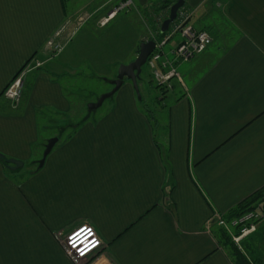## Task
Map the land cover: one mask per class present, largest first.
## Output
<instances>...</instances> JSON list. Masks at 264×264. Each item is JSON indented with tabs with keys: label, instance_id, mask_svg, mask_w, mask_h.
<instances>
[{
	"label": "crops",
	"instance_id": "crops-1",
	"mask_svg": "<svg viewBox=\"0 0 264 264\" xmlns=\"http://www.w3.org/2000/svg\"><path fill=\"white\" fill-rule=\"evenodd\" d=\"M184 3L212 41L184 66L188 86L155 119L157 133L123 83L110 109L76 122L38 169L17 175L0 163V264H73L54 234L83 224L102 240L100 264H233L211 216L264 185V0ZM65 21L60 0H0V154L22 165L42 158L38 112H70L58 76L85 61L111 73L120 60L96 63L85 47L91 34L80 43L74 29L57 57L25 74L20 100L4 99V86L30 58H45ZM249 126L254 133L239 140ZM154 141L167 150L171 176Z\"/></svg>",
	"mask_w": 264,
	"mask_h": 264
},
{
	"label": "rangeland",
	"instance_id": "rangeland-1",
	"mask_svg": "<svg viewBox=\"0 0 264 264\" xmlns=\"http://www.w3.org/2000/svg\"><path fill=\"white\" fill-rule=\"evenodd\" d=\"M122 1L124 0H65L66 21L68 20L70 22L69 24L72 26L75 25L76 30L81 27L79 33L77 34V38L80 43H82V38L86 39V36H89L86 34L87 31L91 34V36H89V40L85 44L91 58L96 63L110 60L113 56L120 57V60L116 58L112 62L111 66H109L111 68V73L105 72L99 65L96 67L91 65L92 67H89L85 61L81 62L71 75H62L61 77L58 76V81L62 84L64 95L69 100V104L71 106L70 112L65 115H57L52 110H43L38 112L37 124L41 136L37 142L39 143L38 145L41 146V149L44 148L46 137H57L58 141L66 140L67 135L72 132L74 124L76 126V122L81 121L83 117L86 116L87 104L95 101L97 97L111 89L112 86L106 82L105 79H114L118 66L120 64H127L133 61L137 56L140 42L151 37L157 30V14L151 12L146 13L144 11V8L150 4L140 6L135 2H132L128 7L116 12L111 20L107 21L104 25H101L100 21L112 10H114ZM186 8L190 9L192 12L190 20L193 15L194 18L197 17L198 13L190 6L186 5ZM158 13L159 15L163 14L162 11ZM95 22H99L100 26ZM207 32L209 33L210 31ZM176 39L177 38H174V40L167 43V47H169ZM69 42L70 40L66 41L64 48ZM81 54L82 59L85 54L84 52ZM195 57H192L191 59ZM191 59L182 62L179 65L178 71L180 73L182 72L184 66L188 65L189 62L191 64L194 61H191ZM83 60L84 59L81 61ZM123 83L131 85L130 80L127 79H125ZM184 84L185 87L188 86L185 82ZM172 85L173 87L167 90L157 86L151 78V73L147 65L144 64L141 67V72L137 79L140 99L137 98L136 92H133L137 106L140 107L142 112H144L143 109L147 107V110L153 111V114L155 115L154 118H158V121H160V118L164 117V114L174 97L186 89L185 87L180 86L176 80H172ZM115 93L111 98L105 99L101 106L88 116V120L94 121L100 117L101 113L109 110L113 105ZM252 121L253 120L249 123ZM251 126L242 131V138L239 140H242L254 133V128ZM153 129L154 133H157L156 128L153 127ZM224 147L227 149V145ZM220 152L223 153V150ZM40 157L41 154L37 158ZM231 165L226 167V173L229 171L228 169L231 168ZM22 166L14 171V173L17 175H26L39 168L37 160H27ZM233 221L234 220H231L230 222L225 221V228L227 229L230 224H233L231 223ZM262 221L264 220L258 219L255 222L256 227L260 228L262 226ZM256 238H258V235L255 234L249 242L252 241L251 243L254 244L256 250L255 252L257 254L264 256V242H259V244H257L258 241ZM100 251L101 249L93 258L87 260L83 264H100V260H97Z\"/></svg>",
	"mask_w": 264,
	"mask_h": 264
},
{
	"label": "built area",
	"instance_id": "built-area-1",
	"mask_svg": "<svg viewBox=\"0 0 264 264\" xmlns=\"http://www.w3.org/2000/svg\"><path fill=\"white\" fill-rule=\"evenodd\" d=\"M131 3V0L120 2L114 10L100 21V24L104 25L113 18L116 12L128 7ZM191 13L190 9L182 5L177 9L175 18L169 23L168 28L164 32H160L162 18L154 34L146 39H152L154 47L148 55L145 64L156 85L166 90L173 87L172 80H176L180 86L184 87V81L178 71L179 65L203 52L212 41L211 35L206 30L192 25L190 20ZM69 23L68 20L65 21L46 40L45 58H42V60L35 57L30 58L8 81L1 92L4 99L12 104H16L22 95L25 74L39 68L46 60L56 57L63 50L66 41L72 38L75 31V27L72 29L74 25L72 26ZM174 38L177 39L167 47V43L174 40ZM211 219H214L218 225H225V220L218 213H214ZM258 219L264 220V202L260 203L251 212L231 222L233 225H239L238 234L236 236L232 235V239L238 242L239 239L251 233L256 228L255 222ZM54 235L62 246L64 253L73 264H83L93 258L103 247L98 233L89 224H83L66 233H56Z\"/></svg>",
	"mask_w": 264,
	"mask_h": 264
},
{
	"label": "trees",
	"instance_id": "trees-1",
	"mask_svg": "<svg viewBox=\"0 0 264 264\" xmlns=\"http://www.w3.org/2000/svg\"><path fill=\"white\" fill-rule=\"evenodd\" d=\"M60 1L65 10V0ZM175 1L176 0H161L158 4H150L149 6H146L144 8V11L146 13H156L158 22L157 25H159L162 18L164 20L167 17L169 7ZM183 5L186 6L185 3ZM163 9L165 10V12H162L163 14L159 15L158 12ZM143 111L145 112L149 123H151L150 126H152L151 128L153 129V127L156 126V120L154 118L153 111L147 110V107L143 109ZM155 145L167 175L171 176V170L167 162V150H162L160 145L156 142ZM6 159L7 158L5 156L0 157V163L5 169H7L8 171H12V169L10 168L11 165L7 162ZM169 185L172 186L173 184L169 182ZM263 201L264 185L260 186L259 188L255 189L254 191L240 199L235 205H233L226 212L220 215L226 222H230L231 220H237L244 214L251 212L257 207V205H259ZM211 224L212 228L210 229V232L212 233V236L214 237L217 246L224 251L225 255L230 260V262H232L233 264H262L263 256L255 252L256 250L254 244L251 243L252 241L249 242V240L256 234L258 235V238H256V240L258 241L257 244H259V242H264V221H262V226L260 227L261 229L256 227L251 233L242 237L237 243L232 239V235L236 236L238 234L239 225L236 226L230 224L228 229H226L224 226L218 225L214 221V219H212Z\"/></svg>",
	"mask_w": 264,
	"mask_h": 264
},
{
	"label": "water",
	"instance_id": "water-1",
	"mask_svg": "<svg viewBox=\"0 0 264 264\" xmlns=\"http://www.w3.org/2000/svg\"><path fill=\"white\" fill-rule=\"evenodd\" d=\"M183 4L184 0H176L170 5L167 17L161 22L160 32H164L168 28L169 23L175 18L177 9ZM153 47L154 41L152 39L140 42L136 58L127 64H120L117 68L116 76L114 79H105V81L108 82L112 86V88L97 97L95 101L89 102L87 104L86 117L89 116L92 112H95V110L101 106L105 99L111 98L113 94L121 87L125 79L130 80L132 88L136 92L137 98L140 99L137 79L141 72V67L145 64L148 55L153 50ZM56 142L57 137H51L47 139L44 145L42 158L38 161V166L42 165L44 158L48 155ZM0 157H3V155L0 154ZM6 160L11 164V169L20 168L22 166V162L20 160Z\"/></svg>",
	"mask_w": 264,
	"mask_h": 264
},
{
	"label": "flooded vegetation",
	"instance_id": "flooded-vegetation-1",
	"mask_svg": "<svg viewBox=\"0 0 264 264\" xmlns=\"http://www.w3.org/2000/svg\"><path fill=\"white\" fill-rule=\"evenodd\" d=\"M112 88V87H111Z\"/></svg>",
	"mask_w": 264,
	"mask_h": 264
}]
</instances>
